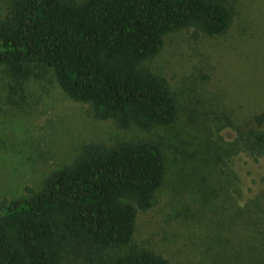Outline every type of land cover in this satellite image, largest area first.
<instances>
[{
	"label": "trees",
	"instance_id": "trees-1",
	"mask_svg": "<svg viewBox=\"0 0 264 264\" xmlns=\"http://www.w3.org/2000/svg\"><path fill=\"white\" fill-rule=\"evenodd\" d=\"M235 13L231 0H9L0 66L16 82L52 71L70 98L120 129L168 126L177 99L144 62L165 34H220ZM255 118L264 120V109ZM235 140L237 151L264 156V129H242ZM167 166L160 139L84 143L39 191L0 199V264H171L131 245L138 211L152 206Z\"/></svg>",
	"mask_w": 264,
	"mask_h": 264
},
{
	"label": "rangeland",
	"instance_id": "rangeland-1",
	"mask_svg": "<svg viewBox=\"0 0 264 264\" xmlns=\"http://www.w3.org/2000/svg\"><path fill=\"white\" fill-rule=\"evenodd\" d=\"M231 1L236 13L222 33L169 32L144 62L177 99L168 126L120 129L70 98L52 71L16 82L0 66V199L39 191L84 143L160 139L164 183L152 206L138 211L131 245L171 264H264V156L235 148L238 131L264 129L255 118L264 109V0ZM8 4L0 0V16Z\"/></svg>",
	"mask_w": 264,
	"mask_h": 264
}]
</instances>
